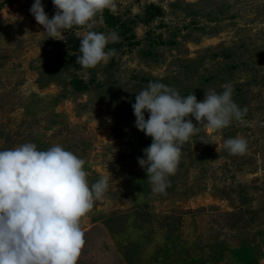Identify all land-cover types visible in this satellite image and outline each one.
Instances as JSON below:
<instances>
[{
	"label": "rangeland",
	"instance_id": "rangeland-1",
	"mask_svg": "<svg viewBox=\"0 0 264 264\" xmlns=\"http://www.w3.org/2000/svg\"><path fill=\"white\" fill-rule=\"evenodd\" d=\"M33 2L0 0V150L60 145L85 161L89 185L107 177L81 218L77 264H264V0H114L91 27L56 39L31 15ZM42 4L51 18L52 0ZM89 30L119 39L107 62L83 68L68 41ZM155 81L197 101L231 83L247 107L221 129L188 117L199 131L180 145L162 193L138 163L152 138L132 109ZM237 136L243 154L224 147Z\"/></svg>",
	"mask_w": 264,
	"mask_h": 264
},
{
	"label": "clouds",
	"instance_id": "clouds-1",
	"mask_svg": "<svg viewBox=\"0 0 264 264\" xmlns=\"http://www.w3.org/2000/svg\"><path fill=\"white\" fill-rule=\"evenodd\" d=\"M56 9L49 18L42 0H34L30 13L55 38L74 26L91 27L90 22L104 9H114V0H52ZM119 39L116 32L87 31L80 39L76 63L96 67L115 54L106 50ZM62 40V39H59ZM222 91L210 89L197 101L190 93L181 96L165 83L149 82L132 104L135 127L152 138L138 158L153 192L162 193L167 177L180 160V145L199 131L194 118L205 127L221 129L232 120H241L247 107L232 99L231 83ZM148 118L145 119V113ZM231 154H243L247 141L242 137L224 140ZM85 161L60 145L40 150L32 142L0 150V264H77L84 246L80 227L83 216L107 187V177L89 185Z\"/></svg>",
	"mask_w": 264,
	"mask_h": 264
},
{
	"label": "trees",
	"instance_id": "trees-1",
	"mask_svg": "<svg viewBox=\"0 0 264 264\" xmlns=\"http://www.w3.org/2000/svg\"><path fill=\"white\" fill-rule=\"evenodd\" d=\"M4 1H7V0H4ZM105 22H107L108 25H111V24L113 25L112 18H110L108 16L105 17ZM79 44H80V41L77 40V39H72L71 38L68 41V45L71 46V51H72V54L68 55V57H69V59L72 62H74L75 59H76V57H77V55L80 54L79 53ZM116 48H117L116 46L109 45V46L106 47V50H108V49H114V50H116ZM63 55H66V54H63ZM73 83L74 84H78V83H80V81H78V83H77L76 80H74Z\"/></svg>",
	"mask_w": 264,
	"mask_h": 264
}]
</instances>
